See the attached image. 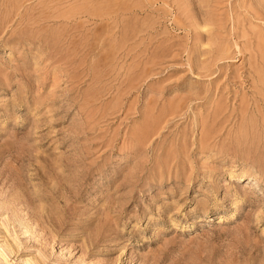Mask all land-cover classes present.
Segmentation results:
<instances>
[{
  "label": "rangeland",
  "instance_id": "obj_1",
  "mask_svg": "<svg viewBox=\"0 0 264 264\" xmlns=\"http://www.w3.org/2000/svg\"><path fill=\"white\" fill-rule=\"evenodd\" d=\"M0 264H264V0H0Z\"/></svg>",
  "mask_w": 264,
  "mask_h": 264
}]
</instances>
